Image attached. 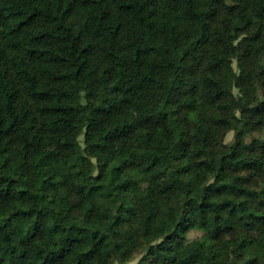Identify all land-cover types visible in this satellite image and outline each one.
Masks as SVG:
<instances>
[{
  "label": "trees",
  "instance_id": "obj_1",
  "mask_svg": "<svg viewBox=\"0 0 264 264\" xmlns=\"http://www.w3.org/2000/svg\"><path fill=\"white\" fill-rule=\"evenodd\" d=\"M263 134L264 0H0V264H264Z\"/></svg>",
  "mask_w": 264,
  "mask_h": 264
},
{
  "label": "rangeland",
  "instance_id": "obj_2",
  "mask_svg": "<svg viewBox=\"0 0 264 264\" xmlns=\"http://www.w3.org/2000/svg\"><path fill=\"white\" fill-rule=\"evenodd\" d=\"M233 68H234V70L236 71V65H235V61L233 62ZM234 93L236 94V91L234 90ZM255 138L256 137H258V135L257 134H254L253 135ZM263 137H264V134H263ZM79 139H80V141H82V136H80L79 137ZM232 140H233V132L231 131V132H228L226 135H225V137H224V142L226 143V144H229V143H231L232 142ZM247 141H249V139H247ZM105 153V157H107L108 155H109V152H104ZM92 162L93 163H96V161L95 160H93L92 159ZM203 235V233L201 232V231H190L188 234H187V239H189V240H193V239H196V238H199V237H201ZM144 255L143 254H140V255H138V256H136L133 260H132V264H136V263H138V261L143 257Z\"/></svg>",
  "mask_w": 264,
  "mask_h": 264
}]
</instances>
